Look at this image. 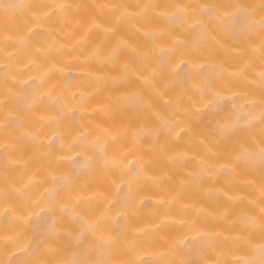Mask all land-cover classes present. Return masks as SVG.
Returning a JSON list of instances; mask_svg holds the SVG:
<instances>
[{
    "label": "bare ground",
    "instance_id": "bare-ground-1",
    "mask_svg": "<svg viewBox=\"0 0 264 264\" xmlns=\"http://www.w3.org/2000/svg\"><path fill=\"white\" fill-rule=\"evenodd\" d=\"M0 264H264V0H0Z\"/></svg>",
    "mask_w": 264,
    "mask_h": 264
}]
</instances>
